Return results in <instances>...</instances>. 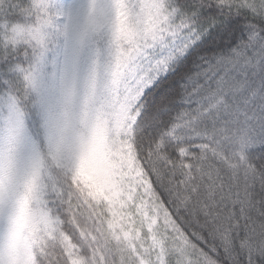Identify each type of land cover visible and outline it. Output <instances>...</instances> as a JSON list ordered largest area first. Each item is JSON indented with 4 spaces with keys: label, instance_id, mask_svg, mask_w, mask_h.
<instances>
[{
    "label": "snow or ice",
    "instance_id": "snow-or-ice-1",
    "mask_svg": "<svg viewBox=\"0 0 264 264\" xmlns=\"http://www.w3.org/2000/svg\"><path fill=\"white\" fill-rule=\"evenodd\" d=\"M0 264H264V0H0Z\"/></svg>",
    "mask_w": 264,
    "mask_h": 264
}]
</instances>
